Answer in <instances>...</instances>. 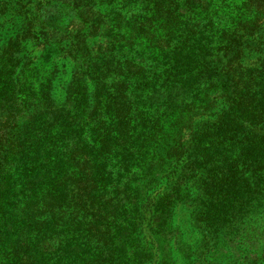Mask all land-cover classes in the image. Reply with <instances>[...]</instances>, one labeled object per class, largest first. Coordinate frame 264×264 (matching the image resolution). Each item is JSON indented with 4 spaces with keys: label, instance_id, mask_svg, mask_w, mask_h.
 <instances>
[{
    "label": "trees",
    "instance_id": "obj_1",
    "mask_svg": "<svg viewBox=\"0 0 264 264\" xmlns=\"http://www.w3.org/2000/svg\"><path fill=\"white\" fill-rule=\"evenodd\" d=\"M23 1L0 13L44 50L0 49V264H167L177 205L187 264H264V0Z\"/></svg>",
    "mask_w": 264,
    "mask_h": 264
},
{
    "label": "rangeland",
    "instance_id": "obj_2",
    "mask_svg": "<svg viewBox=\"0 0 264 264\" xmlns=\"http://www.w3.org/2000/svg\"><path fill=\"white\" fill-rule=\"evenodd\" d=\"M24 1L20 3L26 5L27 2ZM29 1L33 2L32 0ZM41 1L48 2L53 0ZM29 7L31 6L28 5L27 8ZM7 8L8 11H3L4 13H0V49L6 45L9 39H12L15 35H20L25 30L29 29L26 39L22 44L26 49V54L23 55L21 53V58L22 61L27 60L33 63L37 58L35 56H37L43 49V47L37 46L44 45L43 37L40 35L35 25H28L23 20L25 17L24 14H16V9H14L12 2L9 3ZM30 13L34 14V9L30 11ZM25 35L26 33H24L22 36L24 37ZM62 45H68V42L63 41ZM62 45L60 46L62 47ZM85 45H87L88 48L93 49L92 53H96L98 50H101V47L104 45L102 34L99 32L95 33L94 36L86 39ZM45 52L43 53V56ZM55 65L56 71L54 74V79L52 80V94L57 101H60L63 96L64 86L69 80V76L72 71V63L69 58H61L55 62ZM172 212L171 226L176 230L177 234H172L171 236L166 237L164 245L167 247L163 248L162 252L158 249L154 259L156 263L160 257V262L167 261V264H170V262L171 264L172 262L173 264H185L186 259L190 254L192 257L194 256L196 246L200 242V235L190 224L189 215L186 209H184L181 205H177L173 208ZM167 255H169V258H167Z\"/></svg>",
    "mask_w": 264,
    "mask_h": 264
}]
</instances>
